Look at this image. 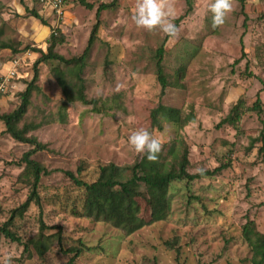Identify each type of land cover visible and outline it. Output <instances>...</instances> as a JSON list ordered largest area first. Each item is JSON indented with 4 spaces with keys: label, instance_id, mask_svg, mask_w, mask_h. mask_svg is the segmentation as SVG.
<instances>
[{
    "label": "rangeland",
    "instance_id": "obj_1",
    "mask_svg": "<svg viewBox=\"0 0 264 264\" xmlns=\"http://www.w3.org/2000/svg\"><path fill=\"white\" fill-rule=\"evenodd\" d=\"M84 1L93 9L81 0H64V14L58 15L41 0H0V45L11 47L0 52V78L11 61L23 58L12 81L17 88L0 97V113H12L20 105V94L41 57L33 49L47 53L53 30L66 37L55 52L80 58L98 23L81 80L88 100L98 101L100 110L81 102L68 104L66 123L61 124L59 111L66 97L54 74L58 64L39 66L38 89L20 126L40 125L29 135L47 150L33 159L51 173L41 180L42 213L32 203L11 227L22 242L0 239V264L9 256L12 264H68L72 249L80 252L74 264H251L243 227L254 221L264 234V0H238L217 28L208 8L214 0H191L190 12L187 0H174L169 11L180 29L175 41L159 29L136 26V0H118L98 18V8L114 0ZM161 47L169 83L162 98L156 68ZM258 97L262 113L253 110ZM240 100L244 113L238 127L218 128ZM159 104L193 111L196 121L182 130L166 121L161 129L153 128L150 115ZM3 126L0 121V226L31 193L19 176L25 168L22 158L32 147L4 134ZM141 128L160 137L163 145H176L165 170L177 167L187 150L190 174L219 172L191 183L174 182L169 217L127 236L110 224L81 217L84 190L66 172L92 183L102 166L113 163L131 174L145 154H137L128 138ZM41 220L48 228L45 237L52 236L50 250L40 259L32 246L24 253V243L39 237Z\"/></svg>",
    "mask_w": 264,
    "mask_h": 264
},
{
    "label": "trees",
    "instance_id": "obj_2",
    "mask_svg": "<svg viewBox=\"0 0 264 264\" xmlns=\"http://www.w3.org/2000/svg\"><path fill=\"white\" fill-rule=\"evenodd\" d=\"M40 2V0H38ZM81 2L87 8L93 9V6L87 4L84 0ZM118 0H114L112 4H103L98 8L97 18L100 16L103 9L117 5ZM192 1L187 0L189 12L192 10ZM30 15L36 19L42 20L47 24L46 20L36 11L30 10ZM99 23L93 28L91 37L88 42V47L85 49L80 58L66 59L65 57L57 54L55 49L57 46L65 42V36L60 30H53L48 40V52L45 53L40 49H33L34 52L39 53L41 57L34 64V77L31 81L26 82V89L20 94L21 103L12 113H0V121L4 124V134H8L15 141L23 144L30 145L31 150L26 152L22 158V164H25L24 171L19 178L24 181L30 188L31 193L26 202L21 207L14 210L11 218L0 226V239L5 237L13 242L21 243L22 240L16 236L11 230L16 216L22 217L32 203L39 207L41 213L43 211V202L39 195L41 187L42 176L49 175V172L43 165L35 161L33 157L47 150V146L41 143L37 137L29 135L36 131L40 125L32 122L25 123L21 127L26 114L28 113L31 105L33 92L38 89L37 82L39 81V66L42 63H57L58 66L54 69V74L59 86L62 88L66 100L63 102L59 111L58 121L65 124L67 120L66 108L68 104L81 102L84 105H93L94 111H99L98 101L88 100L85 94V85L81 80V74L84 71L86 60L89 57L90 50L94 44V39L97 37ZM4 49H11L8 44L0 45V52ZM15 53L18 51L14 50ZM164 54L163 47L157 51V78L162 85L161 98L164 96L169 83L166 73L164 71ZM245 57V54H244ZM75 68V70L73 69ZM4 82V76L0 78V86ZM80 82V83H79ZM10 89L0 91V97L7 96ZM244 102L240 100L231 109L230 114L223 119L217 126L218 128L223 125L238 127L244 113ZM253 110L262 113V107L258 97ZM151 125L153 128H162L161 122L166 121L173 125L177 130H182L189 124L196 121V115L193 111L186 113L184 110L176 107H168L159 104L151 111ZM57 121V123H58ZM47 122L53 123V119ZM177 147L175 144L163 145L162 151L158 155L155 162L147 159L146 154L142 159L135 164L129 171L131 174H126V168H120L111 163L100 168L99 178L92 182H85L80 178V175L75 176L72 172H66V175L75 183L77 188L84 190V203L83 214L85 217L96 222H104L110 224L116 229H120L127 236L133 235L137 231L154 225L155 223L165 221L171 212V200L169 197V188L174 182L187 181L191 183L195 180L212 177L219 170L213 172L204 171L197 175L188 172L189 166V152L184 151L181 161L177 167H171L165 170L168 160L176 153ZM166 152V153H165ZM264 152V147L261 149ZM178 168V169H177ZM128 170V169H127ZM143 188L146 190L144 191ZM40 234L37 238L29 239L24 243V253H30L32 246L39 256L43 258L50 250L52 236L44 235L47 226L41 220ZM243 238L250 246L252 251L251 264H264V234L260 233L256 228L254 221H248L243 227ZM58 241H60L58 239ZM169 244V243H168ZM74 249L68 251L72 252L74 256L69 260L68 264H74L76 259L80 256V252L74 253Z\"/></svg>",
    "mask_w": 264,
    "mask_h": 264
},
{
    "label": "clouds",
    "instance_id": "obj_3",
    "mask_svg": "<svg viewBox=\"0 0 264 264\" xmlns=\"http://www.w3.org/2000/svg\"><path fill=\"white\" fill-rule=\"evenodd\" d=\"M238 0H214L208 4L212 13V27L222 26L227 16L234 11ZM174 7V0H136L135 12L132 20L137 27L148 31L159 29L166 34L171 41L179 38L180 29L173 22L174 17L169 9ZM121 85H117L119 91ZM128 143L137 154H146L147 159L155 162L162 151L164 141L154 136L147 129H138L129 136ZM5 264H12V257L9 256Z\"/></svg>",
    "mask_w": 264,
    "mask_h": 264
},
{
    "label": "built area",
    "instance_id": "obj_4",
    "mask_svg": "<svg viewBox=\"0 0 264 264\" xmlns=\"http://www.w3.org/2000/svg\"><path fill=\"white\" fill-rule=\"evenodd\" d=\"M41 1L44 5L47 4L52 5L53 9L57 12L58 15L64 14L63 12L64 0H41ZM22 59L16 58L10 62V68L8 72L4 75V82L0 88L1 91H5L7 89L13 91L14 89L17 88V86L14 83L12 84V81H14L18 77L19 71L23 67Z\"/></svg>",
    "mask_w": 264,
    "mask_h": 264
}]
</instances>
